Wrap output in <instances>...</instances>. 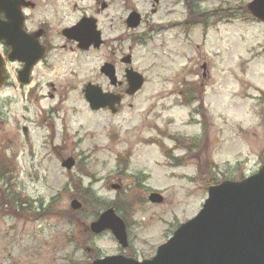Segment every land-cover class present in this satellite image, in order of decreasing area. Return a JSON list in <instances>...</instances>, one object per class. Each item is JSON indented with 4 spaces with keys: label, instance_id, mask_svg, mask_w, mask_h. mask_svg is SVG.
Here are the masks:
<instances>
[{
    "label": "rangeland",
    "instance_id": "374dc122",
    "mask_svg": "<svg viewBox=\"0 0 264 264\" xmlns=\"http://www.w3.org/2000/svg\"><path fill=\"white\" fill-rule=\"evenodd\" d=\"M136 1L151 17L136 30L145 40L118 35L121 27L106 35L111 41L121 37L111 44L115 53H130L133 68L145 76L118 113L92 110L83 90L88 82L107 86L100 67L118 59L113 50H79L58 33L78 20L79 8L49 19L56 48L34 68L29 85L18 79L21 63L6 67L0 161L8 170L11 161L15 172L6 176L8 186L0 182L13 203L9 214L0 213V264H91L117 254L150 258L199 212L209 186L248 177L264 165V22L249 11L212 14L247 8L251 0H195L199 13L191 20H204L188 29L171 25L184 20L182 8L171 12L161 4L154 14L151 0ZM113 5L112 19L122 12L118 0ZM29 13L37 27L41 9ZM0 52L5 55L2 43ZM192 86L201 102L183 104L180 92ZM69 157L76 159L72 170L62 167ZM208 167L213 181L205 180ZM153 192L163 195L162 203L149 201ZM83 197L85 209L73 210L72 199L83 205ZM14 206L24 218L12 212ZM109 207L126 223V248L111 231L88 230Z\"/></svg>",
    "mask_w": 264,
    "mask_h": 264
},
{
    "label": "water",
    "instance_id": "95a60500",
    "mask_svg": "<svg viewBox=\"0 0 264 264\" xmlns=\"http://www.w3.org/2000/svg\"><path fill=\"white\" fill-rule=\"evenodd\" d=\"M24 4L22 0H0V41L9 45V61L23 63L19 80L28 84L31 72L46 54V48L39 42L40 32L28 34L24 31L21 11ZM247 8L256 19L264 22V0H252ZM131 17H135L133 26H137L140 16L133 13ZM94 30L89 20L83 19L64 33L78 41L79 48L88 49L102 43L100 33ZM123 61L130 64L131 55L125 56ZM4 70L5 59L0 53V88L5 83ZM101 71L112 84L117 82L113 64L105 63ZM126 79L130 95L141 90L145 83L144 76L132 67L126 69ZM84 94L92 110L109 108L112 113H117L116 105L122 98L104 92L101 86L92 83L86 85ZM75 163V159L69 157L62 166L71 170ZM149 199L153 203L163 202V196L156 192L151 193ZM71 207L79 210L82 203L73 199ZM89 229L94 234L110 230L122 247L128 245L125 221L112 207L103 211ZM93 264H264V166L242 180H225L210 186L199 213L182 223L157 248L152 258L140 261L119 254L98 258Z\"/></svg>",
    "mask_w": 264,
    "mask_h": 264
},
{
    "label": "flooded vegetation",
    "instance_id": "af4514ba",
    "mask_svg": "<svg viewBox=\"0 0 264 264\" xmlns=\"http://www.w3.org/2000/svg\"><path fill=\"white\" fill-rule=\"evenodd\" d=\"M25 4L22 6V11H23V16H24V26L23 29L26 33L28 34H34L37 32H40V44L46 48V55L43 57L40 63H44L47 61L48 55L56 48L55 43L53 42L52 35L55 33L54 27L52 23L49 21V19H59L56 18L58 15L59 16H64L70 14L73 9L80 11V16L78 20L75 22L61 26L60 29L58 30V33L62 35L65 41L71 42V44H76L78 48V44L76 41L69 39L65 35V31L76 26L78 23H80L83 19L89 20V24L91 28H95V32L98 31L100 33V36L102 38V44L98 48H93V46L89 47L88 50H93V49H100L101 47H110L113 50V57L117 56L118 59L115 58H109V60L105 61V63H111L115 66L116 69V74H117V82L113 85L110 83L109 79L101 72V74L105 77V79L108 81L107 86H103L105 92H112L114 94H119L123 97L122 102L118 105L119 111L120 108L122 107L123 101L129 97L126 94L127 91V82H126V77H125V70L126 67L124 68V74L122 75L120 73V67H124V57L125 55L123 54H116L115 52L118 51V48L115 46H112L111 44L114 41H120L121 37H117L113 39L112 41L107 37L106 35L108 34V30L111 32L113 28L121 27L122 34L118 35H126V33L130 35L137 36L136 39L140 41L141 37H138L136 28L138 25H142L145 22H149L151 17L148 15H145L142 11L138 9L137 6V1L136 0H118L120 2L121 7H120V15L117 16V18L112 19V15L114 13V5L117 0H22ZM153 4V9L152 13H157L158 7L157 5L161 4H169L168 6V11H173L176 10L177 8H182L183 11L186 13L185 18L181 22H176V23H171L172 26L178 25L183 27V29H188L191 26L196 27V25L203 24L204 18H197L196 20H191L189 14H190V7L196 9V1L195 0H151ZM36 9H41L42 11V19L43 21H40L38 26H31V20L32 16L30 15L29 11H33ZM193 9V10H194ZM171 11V12H172ZM133 12H136L139 14L140 18L139 21L140 23L137 26H133L134 23L136 22L135 17H131V14ZM105 13L108 14V16H105ZM111 16V17H110ZM102 17V18H101ZM103 17L105 20L103 21ZM210 17V16H209ZM192 22V25H191ZM155 24H151L149 26H153ZM138 26V27H140ZM116 42V43H117ZM66 44H63V47H65ZM112 46V47H111ZM80 50V49H79ZM5 51H6V57L8 59L7 62V67H9V45L5 46ZM85 51V50H84ZM39 63V64H40ZM102 64V65H103ZM101 65V66H102ZM7 78H9L8 72H7ZM106 110V109H105Z\"/></svg>",
    "mask_w": 264,
    "mask_h": 264
},
{
    "label": "trees",
    "instance_id": "16d2710c",
    "mask_svg": "<svg viewBox=\"0 0 264 264\" xmlns=\"http://www.w3.org/2000/svg\"><path fill=\"white\" fill-rule=\"evenodd\" d=\"M232 8L233 7L228 8V11H226L225 9H216L215 11L212 12V14H215V13L223 14V13H231V12H241V13L248 12L246 7H242L240 9L235 8L234 10ZM193 9L194 8L191 5L190 14H189L191 19H193L195 17V14L197 15V13H199L196 9H194V10ZM208 14L209 13H206L205 15L207 16ZM184 86H185V83H184ZM195 91L196 90L193 88V86L190 89L186 90L185 92H184V90H182L181 97L184 98L182 103L188 105L194 101L195 102H201L200 98L196 96L197 92L195 93V95H193ZM187 95H188L189 99L186 98ZM262 104H264V95L262 98ZM200 107H202V103H200L199 108ZM175 139H178V138H175ZM179 145L188 148V147H190L191 144L188 141H183V142L180 141ZM4 162L5 161H3V160L0 161V182H3L4 184H6L8 186L9 181H5V178L8 174H13L15 172V168L13 167V163L11 161H9V170H8L7 169L8 166ZM10 179H12V178H10ZM207 179L209 181L215 180V175L212 173V170L209 167L205 169V180L207 181ZM78 198L81 199L80 197H78ZM83 201H84V204H83L81 210L85 209V206L87 205V202L85 201L84 197H83ZM9 204L12 205L13 203H12V201H10V195H9L8 190L0 189V213L1 214H3V215L9 214ZM16 208L17 207L14 206L13 209L12 208H10V209L13 210L12 212L17 213L19 217L24 218V216H21V213L16 211ZM70 213L72 214L70 216L72 218V220H74L75 218L78 219L79 216H78L77 212L70 211ZM95 213H96V215H98L97 211H95Z\"/></svg>",
    "mask_w": 264,
    "mask_h": 264
}]
</instances>
